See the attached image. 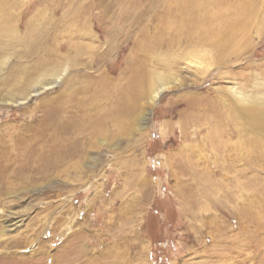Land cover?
I'll use <instances>...</instances> for the list:
<instances>
[{"label": "rangeland", "instance_id": "obj_1", "mask_svg": "<svg viewBox=\"0 0 264 264\" xmlns=\"http://www.w3.org/2000/svg\"><path fill=\"white\" fill-rule=\"evenodd\" d=\"M195 1L0 0V264H264V123L228 110L264 99V0L204 6L217 40L261 7L225 51L172 26Z\"/></svg>", "mask_w": 264, "mask_h": 264}, {"label": "bare ground", "instance_id": "obj_2", "mask_svg": "<svg viewBox=\"0 0 264 264\" xmlns=\"http://www.w3.org/2000/svg\"><path fill=\"white\" fill-rule=\"evenodd\" d=\"M215 2H216V0H199V1L197 0V1L193 2L190 6L188 5L189 7L186 10H183V12H181V14L179 15L176 22L173 25L172 24L171 25L173 27H177L179 30H183V28L188 27V25L191 26L190 29H197V30L201 29V31H199V33L204 31V37L206 39H209L210 42H211V40H213L219 49L225 51L226 47L229 44H233V46H235L234 43H236L238 41L237 37H239L236 35L246 33V30L249 28L248 25H250L251 23L253 24L256 21V18L260 12L261 7L255 6L254 3L247 4V6H248L247 7L241 1L240 7L238 8V10L236 11L237 13L235 14V16H236L235 22L236 23L234 25H236V26L233 28L232 27L227 28L228 32L224 35V37L222 39L219 38V40H217L218 38L212 39L211 37H213V35L214 36L217 35V33H218L217 31H218L219 26H217L216 23L215 24L212 22L207 23L208 20L205 19L206 14H205V12H203L204 6H206L208 4H214ZM262 5L264 6V2L261 4V6ZM184 6H186V5H184ZM184 6H183V9H184ZM256 7H259L260 9H257ZM205 20H206V22H204ZM209 22H210V20H209ZM205 28H207L208 31H205ZM25 39L22 37L19 38L20 43H23V41H25ZM26 43L27 42H25V44ZM26 47H27L26 48V55L27 56H33V53L35 52V48L33 46H30V45H26ZM3 51H4V53H6L5 50H3ZM45 54L48 57V59H47V57L44 59L46 62V61L50 60L51 57H49V56L51 53H50V51H46ZM13 55H14V53H13ZM40 63L41 62L39 61L38 64H40ZM38 64L35 68L39 67ZM48 64L49 63H47V66H48ZM52 66L49 65L48 66L49 68L40 67V70L34 71L33 73H29L26 75L25 81L28 82V87L31 86L30 88L34 89L33 93H35V90L37 91L38 89L43 90V91L47 90V89L53 87L55 84H57L61 80V77L63 76V74L66 70L58 72V67L56 65H52ZM31 67H33V66H31ZM18 71H19L21 78H23L26 74V69H23L22 67H20ZM13 74H14V72H13ZM51 76H54L53 77L54 79H52V80L49 79V77H51ZM161 76H163L162 80L160 78ZM167 81H168L167 76H165L164 74H162V73L157 74L155 71L149 72V75L147 76L146 83H145L146 90H147L146 93L147 92L150 93L151 91H153V88H156L154 90V93H152V96H151L152 103H155L156 100L158 99L159 95L168 88L167 87V85H168ZM18 83H20V82H18ZM36 93H38V92H36ZM235 93L240 98L239 101H240V104L243 106V109H242L243 111L241 109H240L241 110L240 111L239 108H237V105L232 104L231 102L230 103L233 105V107H229V108L227 107V108L230 111V114H243V116L247 119L246 121H247L248 127L250 128V131L252 132V134L256 135V130L253 127L254 123L256 124L260 120L261 121L263 120L262 122L264 123V116H263L264 99L261 102H258L257 100H255V98H259V95L251 97L248 94H242L239 92H235ZM26 94L27 93H24L23 95H21V97H23L21 100L24 101V99H26V98H24V95H26ZM12 95H11V97H12ZM15 95H14V97H15ZM246 105H248V106H246ZM238 116H240V115H238ZM262 131L264 132V130H262ZM259 134H261V136L264 137V133H259ZM263 154H264V151L261 152V155H263ZM261 155H259V152H258L259 158L261 157Z\"/></svg>", "mask_w": 264, "mask_h": 264}]
</instances>
